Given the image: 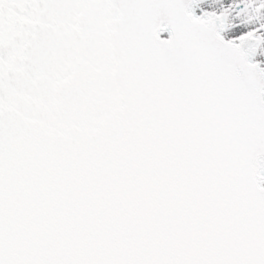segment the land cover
<instances>
[{
	"label": "snow or ice",
	"instance_id": "6c2138e0",
	"mask_svg": "<svg viewBox=\"0 0 264 264\" xmlns=\"http://www.w3.org/2000/svg\"><path fill=\"white\" fill-rule=\"evenodd\" d=\"M0 264H264V0H0Z\"/></svg>",
	"mask_w": 264,
	"mask_h": 264
}]
</instances>
